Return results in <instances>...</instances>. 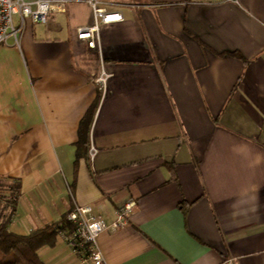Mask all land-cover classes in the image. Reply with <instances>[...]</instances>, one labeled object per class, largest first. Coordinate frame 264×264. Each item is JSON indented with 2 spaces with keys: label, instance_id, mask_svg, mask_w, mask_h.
I'll return each mask as SVG.
<instances>
[{
  "label": "crops",
  "instance_id": "0c3cea01",
  "mask_svg": "<svg viewBox=\"0 0 264 264\" xmlns=\"http://www.w3.org/2000/svg\"><path fill=\"white\" fill-rule=\"evenodd\" d=\"M68 2L0 44V176L20 183L9 229L91 205L103 264H264V0H112L123 19L94 47L77 36L92 7ZM94 103L95 153L77 158ZM66 230L41 260L91 264Z\"/></svg>",
  "mask_w": 264,
  "mask_h": 264
},
{
  "label": "built area",
  "instance_id": "2783aa9c",
  "mask_svg": "<svg viewBox=\"0 0 264 264\" xmlns=\"http://www.w3.org/2000/svg\"><path fill=\"white\" fill-rule=\"evenodd\" d=\"M93 9L92 23L77 29L79 38L87 39L88 45L94 47L100 26L104 23L123 19L117 11L106 8L105 1L85 0ZM68 0H0V44L14 36L18 42V32L21 31L27 19L47 23L50 18L65 12ZM102 79V77L100 78ZM93 158L95 148L89 149ZM133 201L127 202L116 211V221L113 226L123 224L132 209ZM67 220L73 228L66 234V240L72 250L80 254L91 264H103L104 257L98 245V235L108 228V223L98 218L91 205H76L67 213ZM220 264H235L234 257L225 258Z\"/></svg>",
  "mask_w": 264,
  "mask_h": 264
},
{
  "label": "trees",
  "instance_id": "16d2710c",
  "mask_svg": "<svg viewBox=\"0 0 264 264\" xmlns=\"http://www.w3.org/2000/svg\"><path fill=\"white\" fill-rule=\"evenodd\" d=\"M96 104L92 105L80 121L77 158L88 157L89 132ZM20 193V183L0 176V264H45L38 251L43 246L54 245L62 230L71 231L73 224L67 213L58 221L37 227L27 234L9 229V224Z\"/></svg>",
  "mask_w": 264,
  "mask_h": 264
},
{
  "label": "rangeland",
  "instance_id": "374dc122",
  "mask_svg": "<svg viewBox=\"0 0 264 264\" xmlns=\"http://www.w3.org/2000/svg\"><path fill=\"white\" fill-rule=\"evenodd\" d=\"M104 1V0H103ZM110 1H112V0H105V2H107L108 4L109 3H111ZM73 2H68V7L70 8V5L72 4ZM106 6V8L109 10L110 9V4L109 5H105ZM70 12H71V8H70V11H69V14H70ZM52 21V20H51ZM55 21L56 22H60L63 26H66L67 24H68V21L65 19V16L64 15H61V16H59V17H57V18H55L54 19V23H55ZM49 22V21H48ZM50 23V22H49ZM48 23V24H49ZM38 26H42V25H44V24H37ZM69 25V24H68ZM67 25V26H68Z\"/></svg>",
  "mask_w": 264,
  "mask_h": 264
}]
</instances>
